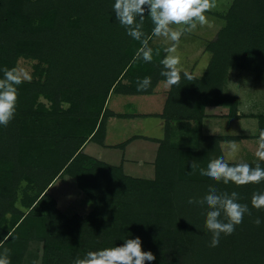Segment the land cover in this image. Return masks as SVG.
<instances>
[{"label": "trees", "instance_id": "1", "mask_svg": "<svg viewBox=\"0 0 264 264\" xmlns=\"http://www.w3.org/2000/svg\"><path fill=\"white\" fill-rule=\"evenodd\" d=\"M113 4L0 0V78L5 69L18 70L21 60L33 62L30 78L18 86L15 118L0 126V257L7 250L10 264H73L89 251L139 237L143 250L156 257L151 264H264V210L252 206L253 195L264 193V182L217 183L198 169L192 173L190 166L195 161L206 168L224 156V140L260 143L264 113L251 115L258 118L254 134H206L202 122L208 104L228 106L229 116H242L238 96L226 88L231 68L264 79V0H233L218 37L207 41L211 59L203 75L189 73L193 79L188 80L181 71L180 84L170 87L162 113L166 136L156 139L153 178L126 174L122 165L83 150L89 136L100 141L105 136L113 114L107 107L110 95L152 93L166 80L160 61L167 46L152 45V39L159 56L154 54L151 63L133 62L140 42L116 21ZM152 27L146 17L144 31L150 35ZM144 77H151V86L137 91V79ZM186 120L197 123L184 124L173 136L172 124ZM229 162L264 168L260 158ZM65 174L95 204L84 217L68 216L49 191ZM210 185L238 192L251 212L214 248L205 227L207 206L188 203L195 195L203 198ZM33 245L42 250L40 260Z\"/></svg>", "mask_w": 264, "mask_h": 264}, {"label": "clouds", "instance_id": "2", "mask_svg": "<svg viewBox=\"0 0 264 264\" xmlns=\"http://www.w3.org/2000/svg\"><path fill=\"white\" fill-rule=\"evenodd\" d=\"M216 7L215 0H114L113 12L116 21L125 28L128 36L140 42L133 62L143 61L151 63L155 56H159V49L150 46L153 38L169 43L164 49V59L160 61L163 66L161 76L165 77L166 84L178 86L181 81V71L184 77L192 80L193 77L182 69L181 59L177 49L181 37L194 32L198 27H212L206 13ZM148 17L153 25L151 34L144 31V21ZM26 77L15 70H4L0 78V126L7 127L15 118L18 105V86ZM151 86V77L137 79V91H146ZM63 107H70L64 104ZM238 145L232 141L226 148L225 156L212 159L207 167H200L195 161L191 162L192 173L199 170L201 176H206L217 183L236 186H245L250 183L264 182V168L259 165L250 166L248 163L230 164L238 153ZM256 155L264 160V132L261 133L259 148ZM240 195L233 191L219 192L215 185L208 187L207 194L200 199L190 198L189 204L207 206L205 213V227L211 233L210 247H218L221 236L232 235L236 228L243 223L245 215H251L247 204L239 202ZM252 206L257 210H264V193L254 194ZM254 223L259 226L261 220L257 218ZM5 256L0 257V264H10ZM156 259L151 251H144L142 240L139 237L125 239L115 247L89 251L83 258H77L73 264H151ZM36 264V262H34Z\"/></svg>", "mask_w": 264, "mask_h": 264}, {"label": "rangeland", "instance_id": "3", "mask_svg": "<svg viewBox=\"0 0 264 264\" xmlns=\"http://www.w3.org/2000/svg\"><path fill=\"white\" fill-rule=\"evenodd\" d=\"M232 2L233 0H215L216 7L210 12L206 13V16L212 24V27H198L194 32L185 34L181 37L177 53L180 56L181 66L183 70L194 69L197 75H201L203 73L208 62H210L211 59V53L206 50L207 41L210 42L218 37L220 28L222 27L224 22H227L226 20H224L223 15L230 9ZM215 13L220 14L221 16L215 15ZM158 42L165 41L154 38L152 40V45H158ZM32 63L33 62L26 59L19 62L17 71L21 74L22 77L30 78L32 73ZM228 81L227 91L239 94L244 100V105L246 106L247 111L264 113V79L259 78L257 76V73L254 71L231 68L228 74ZM160 84L163 85V81L158 84V87L160 86ZM67 92L68 90L62 91V93ZM117 96L119 99L124 98V100H126L122 104V107H125L126 103L128 102H133L137 105V99L135 96H121V94H114L113 98H116ZM161 98L162 93H158L156 96H154V98L139 96L141 106L138 105V107L141 110L143 108H152L155 104L161 101ZM120 101L121 100L118 101V104L120 103ZM123 110L133 109L132 107H129L124 108ZM216 111L220 110L217 109ZM114 120L116 121L112 127H115L116 132L120 129L125 130V132L123 133L120 132V136H122L121 138H126L128 135L138 132H144L149 136L158 138H164L166 136V122L164 121L163 125L160 124L161 119L154 115L141 118L129 117L127 118V125H125V122L123 120ZM225 123V121H221V124H223L222 126L225 125L224 129H221L223 131L222 133L234 132L232 134H235L238 131L246 130V134H254L258 129V126L255 124V120L252 118L241 120V122L237 126H232V124H229L228 122L226 124ZM205 128L206 131L211 129L209 128V126H206ZM218 130L219 128L215 127V131H213L216 134H222L220 133V130ZM177 131L180 132L179 130ZM178 132H173V136L177 135ZM115 138L118 139L117 137ZM139 142L142 143L137 145L139 146L138 151H140L143 158H140L138 160V163H144L143 167L142 165L133 163L132 167H134V170L132 171L130 169L128 171H130V174H134L136 176L153 178L155 175V166L152 161H154L157 154L156 152L158 150V143L153 140H141ZM229 142H232V140H224L221 144L223 155L226 159L228 158L226 154V148ZM234 142L238 145L239 151L236 156L229 161H251L259 158L256 155L259 148V143L256 142L254 138L242 139L240 141L234 140ZM94 147L99 146L98 144L91 141L85 151L91 153L93 152L92 148ZM138 153L139 152H130V154H132L131 156L133 157L138 156ZM112 155L115 156V158L109 159L116 160V154H111V156ZM195 189L200 190L198 186H195ZM49 191L57 199L59 207L70 217L74 215L84 217L95 208V204L93 203L91 198L83 193L78 187L76 180L67 174L61 176L59 179H56L51 184ZM193 198H198V196L195 195L193 196ZM17 203L20 205V202ZM35 247L36 245H33L31 249L33 250V253H35L34 251H36V253H39L40 258L38 260H40L42 250L38 252V248L35 249ZM0 252V255H2V250ZM39 263L40 261L36 262V264Z\"/></svg>", "mask_w": 264, "mask_h": 264}, {"label": "crops", "instance_id": "4", "mask_svg": "<svg viewBox=\"0 0 264 264\" xmlns=\"http://www.w3.org/2000/svg\"><path fill=\"white\" fill-rule=\"evenodd\" d=\"M154 39V38H153ZM158 44H162L165 46H169L168 43L165 42H158ZM209 64V62H208ZM207 64V66H208ZM207 66L205 68V70L207 69ZM205 70L203 71V73L205 72ZM188 73H193L195 76L200 77L201 75H203V73L201 75H197L195 73L194 69H188L185 70ZM229 74V73H228ZM163 81V85L160 84V86L158 87V84ZM158 82V84L155 86L154 91L152 93H147V94H139V93H131V94H122V93H113L112 95H110L109 100L107 102V107L112 111V115H110L106 121V131H105V136L102 139V141L98 140V139H90L91 136H89V140L86 142V144L83 147V150L85 151L86 148L88 147V145L90 144V142L92 141L93 143L98 144L99 147H94L92 148L91 153H88L94 157H97L99 159H102L110 164L113 165H122L124 171L126 174L132 175V176H136L134 174H130L128 170H134V167H132L133 163L134 164H139L138 160L140 158H143L140 151H138V147L137 145L141 144L142 142H139L141 140H153L155 142L158 143L159 146V142L156 139H161L160 137H152L149 136L148 134H145L144 132H138V133H134V134H130L128 135L126 138H121L122 136H120V132H125L124 129H120L116 132L115 127H112L113 124L115 123L116 120H123L125 122V125H127V118L129 117H133V118H137V117H146V116H157L159 119H161V123L160 124H164V121L166 122V119L162 116L164 107H165V103L168 97V93L170 90V87L168 85H166L165 80H161ZM228 77H227V81H226V85H227V89H228ZM231 92V91H229ZM158 93H162V98L161 101L157 104L154 105V107L152 108H143L142 110L138 107L141 106V101L139 99V96H147L150 98H154V96H156ZM232 93V92H231ZM114 94H121V96L125 95H131V96H135L137 99V105L134 104L133 102H128L126 103L125 107H122V104L126 101L124 100V98L119 99L118 96L116 98H113ZM235 94V93H233ZM238 96L239 98V111L238 114L242 115L239 117H231L229 116V107L228 106H222V105H214V104H208L205 108V113L206 116L203 119L202 122V127H203V131L206 134H216L214 133L215 131V127H218L220 130V133H222L223 131L221 129H224L225 125L222 126L223 124H221V121H225L226 123L228 122L229 124H232V126H237L241 120H246L247 118H252L255 120V124L258 126V118L255 116H251V115H257L260 113H257L255 111H247L246 106L244 105V100L242 99V97L239 94H235ZM120 101V103L118 104V101ZM242 104V106H241ZM132 107L133 110H123L124 108H129ZM144 107V106H143ZM217 109H219L220 111H216ZM197 122L195 120H186V121H177L176 123L172 124V130H174L175 132H178L177 130L181 131L183 125H187V124H191L194 125ZM225 123V124H226ZM209 126L208 131H206L205 127ZM211 126V127H210ZM213 128V129H212ZM214 130V131H213ZM218 130V131H219ZM256 130V129H255ZM210 131V132H209ZM116 132V133H115ZM246 130H242V131H238L237 134H241V133H246ZM234 132H229V133H222L223 134H232ZM250 134V133H249ZM115 137H117L118 139H116ZM116 139V140H115ZM158 149V148H157ZM130 152H134V153H138V156L133 157L131 156L132 154H130ZM157 153V152H156ZM111 154H116V160H111L109 158L114 159L115 156H111ZM157 156V154H156ZM155 156V159H156ZM155 159L153 162H155ZM144 163H141L139 165H142L143 167ZM155 166V164H154ZM136 177H141V176H136ZM59 179V178H58ZM50 190V188H49Z\"/></svg>", "mask_w": 264, "mask_h": 264}]
</instances>
